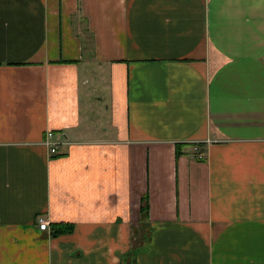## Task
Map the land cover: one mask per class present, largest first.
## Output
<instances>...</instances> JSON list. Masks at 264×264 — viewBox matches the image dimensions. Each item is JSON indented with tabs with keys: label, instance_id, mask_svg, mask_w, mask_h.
<instances>
[{
	"label": "crops",
	"instance_id": "0c3cea01",
	"mask_svg": "<svg viewBox=\"0 0 264 264\" xmlns=\"http://www.w3.org/2000/svg\"><path fill=\"white\" fill-rule=\"evenodd\" d=\"M0 264H264V0H0Z\"/></svg>",
	"mask_w": 264,
	"mask_h": 264
},
{
	"label": "trees",
	"instance_id": "16d2710c",
	"mask_svg": "<svg viewBox=\"0 0 264 264\" xmlns=\"http://www.w3.org/2000/svg\"><path fill=\"white\" fill-rule=\"evenodd\" d=\"M179 153L176 151V156ZM145 200V198H143ZM145 207V206H144ZM73 226L70 224H54L51 228V236L67 235L72 233Z\"/></svg>",
	"mask_w": 264,
	"mask_h": 264
},
{
	"label": "built area",
	"instance_id": "2783aa9c",
	"mask_svg": "<svg viewBox=\"0 0 264 264\" xmlns=\"http://www.w3.org/2000/svg\"><path fill=\"white\" fill-rule=\"evenodd\" d=\"M51 137V133H47V139H49ZM48 144V143H47ZM55 149L51 148L50 152L51 153H55ZM198 160H202L203 159V154H199L197 157ZM36 223L38 225V228L40 231H49L48 230V222L44 219V218H37L36 219Z\"/></svg>",
	"mask_w": 264,
	"mask_h": 264
},
{
	"label": "rangeland",
	"instance_id": "374dc122",
	"mask_svg": "<svg viewBox=\"0 0 264 264\" xmlns=\"http://www.w3.org/2000/svg\"><path fill=\"white\" fill-rule=\"evenodd\" d=\"M50 151V150H49Z\"/></svg>",
	"mask_w": 264,
	"mask_h": 264
}]
</instances>
